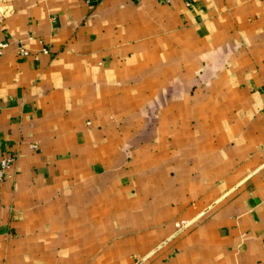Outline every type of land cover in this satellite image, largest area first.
<instances>
[{
    "label": "crops",
    "instance_id": "crops-1",
    "mask_svg": "<svg viewBox=\"0 0 264 264\" xmlns=\"http://www.w3.org/2000/svg\"><path fill=\"white\" fill-rule=\"evenodd\" d=\"M0 42V264H264V0H0Z\"/></svg>",
    "mask_w": 264,
    "mask_h": 264
},
{
    "label": "built area",
    "instance_id": "built-area-1",
    "mask_svg": "<svg viewBox=\"0 0 264 264\" xmlns=\"http://www.w3.org/2000/svg\"><path fill=\"white\" fill-rule=\"evenodd\" d=\"M6 46V43L0 42V53L2 52V49ZM43 52H47L46 49H42ZM18 52L20 55H28V50L22 46L18 48ZM15 159L14 155L9 156H3L0 158V180L5 176L6 171L10 168L13 161Z\"/></svg>",
    "mask_w": 264,
    "mask_h": 264
}]
</instances>
